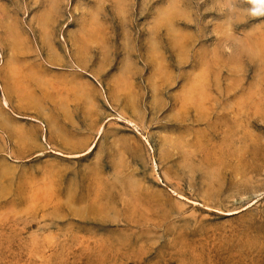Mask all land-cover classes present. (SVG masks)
I'll return each mask as SVG.
<instances>
[{"label": "rangeland", "instance_id": "rangeland-1", "mask_svg": "<svg viewBox=\"0 0 264 264\" xmlns=\"http://www.w3.org/2000/svg\"><path fill=\"white\" fill-rule=\"evenodd\" d=\"M0 264H264V0H0Z\"/></svg>", "mask_w": 264, "mask_h": 264}, {"label": "bare ground", "instance_id": "bare-ground-1", "mask_svg": "<svg viewBox=\"0 0 264 264\" xmlns=\"http://www.w3.org/2000/svg\"><path fill=\"white\" fill-rule=\"evenodd\" d=\"M17 89H19V87ZM17 91H18L17 94H18L19 100L26 101V99H28L27 93L23 92L21 88ZM28 101H29V99H28ZM2 105L4 107L7 106V100H6L5 96H3V98H2Z\"/></svg>", "mask_w": 264, "mask_h": 264}]
</instances>
